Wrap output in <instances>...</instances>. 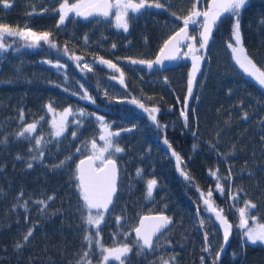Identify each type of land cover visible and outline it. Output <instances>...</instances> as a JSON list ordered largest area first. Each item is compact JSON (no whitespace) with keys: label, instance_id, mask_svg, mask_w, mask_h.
<instances>
[{"label":"trees","instance_id":"trees-1","mask_svg":"<svg viewBox=\"0 0 264 264\" xmlns=\"http://www.w3.org/2000/svg\"><path fill=\"white\" fill-rule=\"evenodd\" d=\"M74 1L69 0V3ZM162 2L166 9L143 10L129 21L128 32L116 28L110 17L81 20L74 14H70L73 18L58 30L59 14L52 11L56 9L53 0H8L7 9L0 4V24L20 28L28 24L31 31L37 33L51 31L58 45V49H52L40 42V47L28 48L25 44L30 41L8 37L7 43L12 48L0 54V139L8 141L0 144V190L3 193L0 195V264H75L88 247L83 241L85 228L93 234L96 231L81 220L82 212L85 216L87 212L82 208L83 202L75 187L77 182L71 177L77 160L93 154L91 142L95 140L97 147L101 146L100 136L105 133L89 117L78 129V137L73 139L71 133L77 130L73 121L80 117L69 116L67 130L57 145L49 135L51 124L54 119H60L58 114L67 107L74 111L84 108L104 116L109 130L120 132L115 140L124 151L112 157L117 164L118 192L100 225L99 238L105 247L120 246L134 239L132 229L140 215L164 212L173 223L159 237L156 249L141 256H137L134 249L128 264H163L165 260L169 264H202V257L204 264H213L215 251L223 243V229L218 222L208 226V231L213 233L209 235L212 251L205 252L204 232L199 226L202 218L215 220L214 215L205 210L201 199V191L206 196L211 189L214 204L226 210L227 219L233 225L218 264H264V243L242 245V232L238 227V207H243L246 199L257 205L251 214L259 223H264V141L261 140L264 124L260 123L264 118V89L235 63L228 48V43L232 42V20L226 17L213 30L207 48L199 51L204 57L199 88L189 104L188 127H185L180 113L191 71V54L176 67L163 71L148 73L139 64L130 63L132 59H152L166 38L183 24L182 18L192 10L195 0ZM33 7L36 12L29 16ZM173 13L181 19L177 20ZM261 19H264V0H249L241 16L243 46L264 70ZM198 40L194 41L197 48ZM73 56L83 58L80 67ZM98 58L117 65L124 73L123 85L119 82L120 72L100 64ZM45 60L52 63H42ZM57 61L64 67H53ZM85 63L93 71H82ZM81 84L95 100L94 104L80 98ZM133 99L148 109L158 108L157 121L167 127L158 128L148 112L131 103ZM49 104L56 115L48 111ZM21 110L23 121L20 120ZM245 112L247 119L243 118ZM34 121L40 123L33 135L53 142L44 149V162H33L29 169L25 161L30 159L28 148L35 140H31L30 145L29 140L17 139L16 133ZM165 139L171 144V150L164 143ZM82 145L86 147L78 153L76 149ZM193 145L197 147L194 149ZM172 150L182 157L185 171L192 177L191 183L177 170ZM18 154L24 159L17 160ZM69 154L73 156L70 167L50 170L51 165ZM137 169L142 170L141 176H137ZM210 169H218L221 177H226L229 170L233 173L231 180L220 181L226 189L223 194L215 190L216 180L209 175ZM149 179H156L158 187L151 198H146ZM228 184H231V192L239 197L238 207H230L233 200L229 198ZM237 189L242 191L237 192ZM20 192L24 194L23 199L17 201ZM53 194L55 199L48 202L47 212L40 215L38 206L31 201ZM24 200H29L27 213L23 208L13 209V205ZM198 207L200 216L196 214ZM121 215L126 219L118 225L116 217ZM30 227L35 229L34 235L17 252L15 243L22 242L23 234ZM124 232L129 233L127 239ZM100 259L98 255L93 256V264Z\"/></svg>","mask_w":264,"mask_h":264},{"label":"snow or ice","instance_id":"snow-or-ice-1","mask_svg":"<svg viewBox=\"0 0 264 264\" xmlns=\"http://www.w3.org/2000/svg\"><path fill=\"white\" fill-rule=\"evenodd\" d=\"M59 7L53 9L52 11L58 12L59 19L56 24V28L59 30L65 26L66 21L72 19L73 17L70 14H74L77 18L89 19L91 17H100L108 18L110 15V10L113 8L116 9V27L118 29H123L124 32L129 30V21L133 18H137L142 14L143 10L148 8L156 9H166L165 3L162 0H115V3L110 2V0H77L76 3H69V0H58ZM203 2L205 5L204 10H199L198 5ZM249 0H195L192 5V10L187 16H184L183 27H180L174 35L170 36L167 40L164 41L163 46L159 50V55H157L155 60H138L132 59L131 64H143L146 65L149 69H152L155 65H161L163 61L169 60L174 61L180 59V47L187 40L196 41V38L189 34L188 28L190 24H200L201 28L199 30V40L198 48L195 43L187 44L189 49L188 52L183 53L184 56H189L191 54L192 59V69L188 73V95L185 96L183 101V110L180 115L185 121V127H188V108H189V97L193 95V85L197 80V73L201 71L200 61L204 59L202 55L197 53L200 50L207 48L209 45L210 39L213 34V30L219 26L220 23L226 17L231 18L232 27H231V41L228 43V48L231 49L233 59L235 63L247 74L261 89H264V70L261 67H258L257 64L253 61L252 58L246 52L243 46V36L241 31V16L242 11L245 10L248 5ZM0 4H3L4 8H9L10 5L8 0H0ZM44 12H47L48 9H43ZM36 10L33 7L32 13H29V16L35 14ZM172 15L176 16L177 20H180L181 17L173 13ZM202 17V23L197 18ZM99 22V21H97ZM260 23L264 25V19H261ZM8 37L19 38L21 40L30 41L26 44L28 48H37L40 47V42L47 44L52 49H58V45L53 38V33L51 31L43 32H33L31 31L28 24L24 25V28L12 27L4 24H0V54L6 52L9 48H12L11 44L7 43ZM85 43H87V36H85ZM113 48L116 47L115 44L112 45ZM65 54H67L68 49L65 46ZM76 60L77 67H80V61L82 57L73 56L71 57ZM99 63L106 65L107 67L120 72V69L116 64L112 63L110 60H105L103 58H98ZM42 63L51 64V61L45 60ZM57 69L64 67L63 64H60L59 61L52 65ZM87 69V71H93V68L87 63L83 65L81 69ZM115 78V77H113ZM119 82L124 84V73L120 72ZM81 93L80 98L87 100L90 103H95L93 97L89 95L87 89L84 88V85H80ZM68 89L65 88V91ZM231 92V90H229ZM72 95H78L77 92H72ZM107 96V93H105ZM131 103L136 104L137 107L144 109V111L149 113V118L151 121L156 124L158 128L167 127L166 125H160L157 121L155 113L159 111L158 108L148 109L143 103L139 100L133 99ZM48 111L56 115L55 110L52 105L49 104L46 106ZM194 111V110H193ZM60 116L59 120H53L51 127L52 132L49 133L55 139L57 145L61 143L60 138L64 136L67 127H68V117L69 116H78L80 119L74 120L73 123L76 124L77 130H73L71 135L73 139L78 137V129L87 122L89 117L93 118L97 124H99L102 133L100 139L103 140L104 147L102 149H97V144L95 140L91 142L92 155L86 160H80L76 165L74 172L72 173L71 179H74L77 183L75 187L79 193L80 199L82 200V208L87 212V215L81 214V220L89 226H92L96 229L95 233H90L88 228H85V235L83 241L87 243L88 247L83 251V254L75 262V264H93V256H99L101 259L97 261V264H109L110 261L118 262V264H128L130 261V253L136 249V255L141 256L145 255L149 251H153L158 246L159 237L163 235L168 229L169 226L173 223L171 217L163 214L161 212L158 215L154 216H143L139 220L138 226H136L132 231L135 233V238L131 239L129 242L123 243L120 246L108 248L105 247L101 241L100 237V225L105 221V213L110 212V205L114 203V197L118 192L117 185V164L112 158L114 153H120L124 151L115 140V137L120 135V132H112L109 130L110 125L105 120L104 116L97 115L95 112H89L84 108H78L75 111L71 107H67L63 110V113L58 114ZM244 119L248 118V114L245 112ZM43 120V117L40 118ZM20 120H24V112L20 111ZM40 121H34L22 127V129L16 133L17 139H26L29 140L31 145V140H35V144L31 145L28 148V152L31 154L30 159L25 161L26 167L31 169L33 167V162L43 163L46 156L45 147L47 144L53 142V140H47L43 136H34L33 133L37 131ZM264 124V118L260 121ZM132 129H124L123 131H131ZM195 135V133H193ZM261 140L264 141V136L261 137ZM7 138L0 139V144H7ZM164 143L168 145V148L171 150L172 146L169 144L168 140L165 139ZM86 146L82 145L77 147L76 151L82 152ZM197 146L193 145L195 149ZM111 149L112 151H109ZM59 151V148L57 149ZM99 151V155H97ZM104 153L108 155L105 156ZM172 156L175 157L177 162V170L180 172V175L184 178L185 181L189 183L192 182V177L185 171L186 165L183 164L182 157L174 150H172ZM17 160H23L24 157L21 155L16 156ZM73 159L72 154H69L64 159L60 160L58 163H55L50 166V170L56 171L70 167V162ZM100 160L101 166L94 168L92 166L94 160ZM2 171V169H0ZM142 170L137 169V176H141ZM209 175L215 178L216 180V191L223 194L225 192V185L220 181L221 179L231 180L233 173L229 170L226 177H221L218 169H210ZM158 187V182L156 179H149L146 182V198H151L153 195V190ZM200 191V189H197ZM227 191L229 198L233 200V206L236 205V201L239 197L236 193L231 192V184L227 185ZM242 191V189H237V192ZM2 190H0V195H2ZM23 192H20L16 200L20 201L23 199ZM213 192L210 189L205 196V193L201 191V199L205 205V210L214 215L215 220H212L211 217L202 218L199 220L200 229L204 232V247L203 251L210 252L212 251V245L209 242L208 226L214 225L217 222L221 229H223V243L220 245L219 250L215 251V256L213 257V264H218L221 258V254L224 251L225 245L229 242L231 235V230L233 225L228 221L226 216V210L221 209L214 204L212 200ZM55 199V195H49L46 199L34 200L31 203L38 206V212L40 215H44L47 212L48 202ZM23 208L25 213L29 211V200H24L23 203H18L13 205L15 208ZM238 207V206H237ZM257 208V205L250 200H245L243 207H238L239 212V225L241 229V243L256 244L257 242L264 243V223H259L252 211ZM96 209L95 214L92 210ZM197 216L201 215L199 207L196 210ZM126 219L123 215L116 217V222L118 225L121 224V221ZM28 220V216L25 215V221ZM251 221V224H250ZM147 222V223H146ZM35 229L30 227L25 234L22 236V242H17L14 245V248L17 252H20L30 238L34 235ZM123 235L127 239L129 237L128 232H124ZM95 249V251H94ZM19 259V257H17ZM175 257L172 258L174 260ZM202 264H204V258H201ZM163 264H169L168 260L163 261Z\"/></svg>","mask_w":264,"mask_h":264},{"label":"water","instance_id":"water-1","mask_svg":"<svg viewBox=\"0 0 264 264\" xmlns=\"http://www.w3.org/2000/svg\"><path fill=\"white\" fill-rule=\"evenodd\" d=\"M110 2H111V0H110ZM92 18H96V17H91V18H89V19H92ZM79 19H81V20H86V19H83V18H79ZM89 19H87V20H89ZM180 27H183V24H182ZM180 27H178L176 30H174V31H173V32H172V33L166 38V40H167L170 36L174 35L175 32L178 31ZM188 31H189V34L191 35V33H190V25H189ZM192 42H193V41H191V40H187V41H185V43H184L183 45H181V47H180V59H178V60H174V61L165 60V61H163V63H162L161 65H155L152 69H149L146 65H143V64H139V66H140L141 68L145 69L148 73H149V72H152V71H155V70H157V71H163V70H166V69H170V68L176 67L181 61H184V60L186 59V56L183 55V53H184V49L186 50V52H188L189 49H188V47H187V44L192 43ZM163 43H164V42H163ZM162 46H163V44H162ZM162 46H161V47H162ZM161 47H160V48H161ZM159 50H160V49H159ZM159 50H158V52L156 53V55H155L152 59H150V60H155V59H156L157 55H159ZM187 81H188V78H187ZM196 81H197V80H196ZM195 86H196V82H194V85H193V94H194ZM187 89H188V86H187ZM187 89H186V94H185V96L188 95V90H187ZM192 97H193V95H192L191 97H189L188 104H190V102H191V100H192ZM184 98H185V97H184ZM183 101H184V100H183ZM91 155H92V154L90 153V154H86V155L80 157V158L77 160L76 165H77V164L79 163V161L82 160V159L87 161L88 157L91 156ZM92 166H93L94 168H96V167H100L101 164L96 165V160H94ZM117 180H118V171H117ZM111 206H112V205H110L109 208H110ZM92 211H95V212H96V209H93ZM158 214H160V213H145V214L140 215V217L138 218V221H137L136 226H138V224H139V220H140L141 217H143V216H154V215H158ZM163 214L167 215V214L164 213V212H163ZM167 216H168V215H167ZM146 223H147V222H146ZM136 226H135V227H136ZM135 227H134V228H135ZM134 228H133V229H134ZM133 235H134V237H135V233H134V232H133Z\"/></svg>","mask_w":264,"mask_h":264},{"label":"rangeland","instance_id":"rangeland-1","mask_svg":"<svg viewBox=\"0 0 264 264\" xmlns=\"http://www.w3.org/2000/svg\"><path fill=\"white\" fill-rule=\"evenodd\" d=\"M56 3V8H58L59 7V2H55ZM74 3V2H73ZM200 6V10H204L205 9V5H204V3L203 2H201L200 4H199ZM113 11H115V9L113 10ZM112 19H114V26L116 27V11L115 12H113V17H112ZM197 19H199L200 21H201V23H202V20H203V18L202 17H200V18H197ZM193 30H194V37L195 38H197V39H199V30H200V28H201V25L198 23V24H193ZM117 28V27H116ZM23 29V28H22ZM123 30V29H122ZM232 43H234V41H232ZM26 45V44H25ZM198 55H202V54H200L199 52L197 53ZM191 58V57H190ZM203 60V59H202ZM202 60L200 61V68L202 69V65H203V63H202ZM191 69H192V59H191ZM200 73H201V71L200 72H198L197 73V81H196V86H195V93H196V91L198 90V88H199V75H200ZM106 134V133H105ZM104 141H103V143H102V145L101 146H99V147H97V149L99 150V149H102L103 147H104ZM109 151H112L111 149H109ZM97 155H99V151H97ZM104 155L106 156L107 155V153H104ZM97 161V164H100L101 163V161L100 160H96ZM93 214H95V212H93ZM109 264H118V262H115V261H110L109 262Z\"/></svg>","mask_w":264,"mask_h":264},{"label":"flooded vegetation","instance_id":"flooded-vegetation-1","mask_svg":"<svg viewBox=\"0 0 264 264\" xmlns=\"http://www.w3.org/2000/svg\"><path fill=\"white\" fill-rule=\"evenodd\" d=\"M53 1H54V3H55V2H58V0H53ZM76 2H77V0L74 1V3H76ZM111 2H112V3H115V0H111ZM55 4H56V3H55ZM113 10H114V8L110 11V15H111V17H113V12H115L116 9H115V11H113ZM113 20H114V19H113Z\"/></svg>","mask_w":264,"mask_h":264}]
</instances>
